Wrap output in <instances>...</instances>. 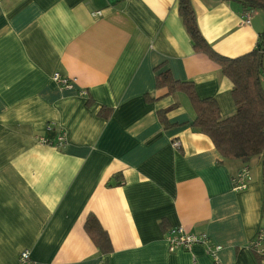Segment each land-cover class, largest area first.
I'll list each match as a JSON object with an SVG mask.
<instances>
[{
    "label": "crops",
    "instance_id": "0c3cea01",
    "mask_svg": "<svg viewBox=\"0 0 264 264\" xmlns=\"http://www.w3.org/2000/svg\"><path fill=\"white\" fill-rule=\"evenodd\" d=\"M191 5L223 57L264 38L262 11ZM165 71L215 101L221 118L235 113L231 82L193 50L177 0H0V264L24 251L32 264H259L250 243L264 220L262 158L223 160L191 127L187 96L156 88ZM60 133L61 148L39 143ZM243 168L250 182L235 191ZM89 214L111 253L84 231ZM177 227L221 246L217 263L204 244L169 252Z\"/></svg>",
    "mask_w": 264,
    "mask_h": 264
},
{
    "label": "trees",
    "instance_id": "16d2710c",
    "mask_svg": "<svg viewBox=\"0 0 264 264\" xmlns=\"http://www.w3.org/2000/svg\"><path fill=\"white\" fill-rule=\"evenodd\" d=\"M236 1L244 10L264 12V0ZM177 8L193 50L217 64L221 74L231 82V96L236 111L229 117L221 118L215 101L199 99L191 82L175 81L168 71L156 76V88L164 89L165 95L181 92L187 96L195 114L191 127L211 140L223 160L248 163L255 157H261L264 189V90L261 84L264 38L261 37L256 48L248 54L234 59L223 57L209 46L200 33L191 0H177ZM159 118L166 125L165 112L159 113ZM83 228L101 254L111 253L109 238L94 215L87 216ZM252 252L260 264L264 254Z\"/></svg>",
    "mask_w": 264,
    "mask_h": 264
},
{
    "label": "built area",
    "instance_id": "2783aa9c",
    "mask_svg": "<svg viewBox=\"0 0 264 264\" xmlns=\"http://www.w3.org/2000/svg\"><path fill=\"white\" fill-rule=\"evenodd\" d=\"M244 18L245 23H248L249 16L247 12H245ZM52 80L55 84L61 86L62 88H69L72 85V83L68 79L62 78L59 74H54ZM46 129L47 131H51L52 128L50 125H48ZM39 143L42 145H50L61 148L65 144L64 134L60 133L55 137V139L52 140L47 138H40ZM173 146L178 147V143L175 142ZM250 179L251 177L249 170L247 168H243L232 179L233 190L240 191L245 189L250 182ZM166 241L168 244L169 252H173L177 249L189 251L195 244H204L207 254L213 258L215 263H217L216 254L222 249V247L219 245L211 244L206 235L191 234L185 231L182 227L169 229L166 234ZM250 248L251 251H255L258 255L264 254V220L255 238L250 243ZM18 263L32 264L28 251H24L19 254Z\"/></svg>",
    "mask_w": 264,
    "mask_h": 264
},
{
    "label": "rangeland",
    "instance_id": "374dc122",
    "mask_svg": "<svg viewBox=\"0 0 264 264\" xmlns=\"http://www.w3.org/2000/svg\"><path fill=\"white\" fill-rule=\"evenodd\" d=\"M263 87V86H262ZM263 90H264V88H263Z\"/></svg>",
    "mask_w": 264,
    "mask_h": 264
}]
</instances>
